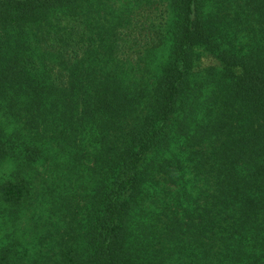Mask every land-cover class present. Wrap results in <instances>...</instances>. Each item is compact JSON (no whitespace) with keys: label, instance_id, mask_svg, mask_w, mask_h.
I'll return each mask as SVG.
<instances>
[{"label":"trees","instance_id":"1","mask_svg":"<svg viewBox=\"0 0 264 264\" xmlns=\"http://www.w3.org/2000/svg\"><path fill=\"white\" fill-rule=\"evenodd\" d=\"M0 232V264H264V0H0Z\"/></svg>","mask_w":264,"mask_h":264},{"label":"rangeland","instance_id":"2","mask_svg":"<svg viewBox=\"0 0 264 264\" xmlns=\"http://www.w3.org/2000/svg\"><path fill=\"white\" fill-rule=\"evenodd\" d=\"M216 64L215 60L211 57L205 56L202 60L201 68H206L208 66ZM4 232H0V241H5Z\"/></svg>","mask_w":264,"mask_h":264}]
</instances>
